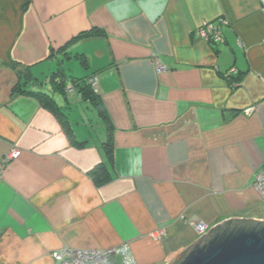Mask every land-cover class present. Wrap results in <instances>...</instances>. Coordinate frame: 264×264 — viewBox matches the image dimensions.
Here are the masks:
<instances>
[{
    "label": "crops",
    "instance_id": "1",
    "mask_svg": "<svg viewBox=\"0 0 264 264\" xmlns=\"http://www.w3.org/2000/svg\"><path fill=\"white\" fill-rule=\"evenodd\" d=\"M220 19L222 43L196 34ZM57 69L98 77L106 119L52 87ZM15 87L49 94L84 145ZM14 150L0 173V264L124 244L136 264H166L200 237L197 223L264 221L252 186L264 161V0H0V160ZM99 164L110 179L96 185Z\"/></svg>",
    "mask_w": 264,
    "mask_h": 264
},
{
    "label": "water",
    "instance_id": "2",
    "mask_svg": "<svg viewBox=\"0 0 264 264\" xmlns=\"http://www.w3.org/2000/svg\"><path fill=\"white\" fill-rule=\"evenodd\" d=\"M166 264H264V221L224 220Z\"/></svg>",
    "mask_w": 264,
    "mask_h": 264
},
{
    "label": "built area",
    "instance_id": "3",
    "mask_svg": "<svg viewBox=\"0 0 264 264\" xmlns=\"http://www.w3.org/2000/svg\"><path fill=\"white\" fill-rule=\"evenodd\" d=\"M227 22L219 20L217 23H202L196 30V34L203 40L209 43H222L224 41L222 34L220 33V26L225 25ZM217 24V25H216ZM156 73L166 71V67L155 59ZM232 72L235 69H231ZM230 70V71H231ZM230 71L226 72V76ZM233 75V74H230ZM89 82L94 87L98 82L97 76H92ZM21 152L18 150L12 151L0 160V173L2 172L5 164L11 160L19 158ZM252 186L259 195L262 202H264V161L259 169L256 171L253 177ZM195 231L199 236L208 232V226L203 223H197L194 225ZM113 255L121 256V264H136L133 259L130 248L127 244H124L117 248L105 249V250H84L74 248H62L58 251L51 253V264H109L108 260Z\"/></svg>",
    "mask_w": 264,
    "mask_h": 264
},
{
    "label": "trees",
    "instance_id": "4",
    "mask_svg": "<svg viewBox=\"0 0 264 264\" xmlns=\"http://www.w3.org/2000/svg\"><path fill=\"white\" fill-rule=\"evenodd\" d=\"M98 33L100 32L97 29H94L93 31L82 33L81 36L88 37V36H91L93 34L95 35ZM212 44H218V43H212ZM92 76H96V75H89V76L82 77V78H74V77L66 76V74L62 71V69H57L55 72H53L50 75L49 80H50V84L52 85V87L56 91H58L60 94L66 95L70 87L71 90L79 94V96L82 99L88 100L89 103H91L94 106V108L97 110L98 114L103 119H106V111L104 109V106L100 98L98 97V94L95 92L94 87L89 82V79ZM20 79H22L24 82H30L31 74L28 69H25L20 74ZM18 88L19 87H15L13 89V93L18 91L21 94L34 96L36 99H38L41 106H43L44 108L50 109L55 114V116L57 117L59 123L61 124L62 128L64 129L65 133L67 134L72 144L76 146L84 145V142H78L75 140L72 134V129L68 122V118L66 117L65 113L56 105L53 98L49 94L41 92V91H35V90L32 91L29 89H23V88L18 89ZM103 148L106 152L108 160L111 162L112 161V140H111L110 135L108 136L107 140L103 143ZM89 174L96 185H101L110 179L107 169L103 164H99L96 167H94L90 171ZM225 224L217 227L215 231L222 229L225 226Z\"/></svg>",
    "mask_w": 264,
    "mask_h": 264
},
{
    "label": "rangeland",
    "instance_id": "5",
    "mask_svg": "<svg viewBox=\"0 0 264 264\" xmlns=\"http://www.w3.org/2000/svg\"><path fill=\"white\" fill-rule=\"evenodd\" d=\"M76 65H78L77 64V62H76ZM81 69V68H80ZM231 69H235V68H230L228 71H230ZM227 71V72H228ZM161 73H163V72H161ZM237 73H238V71L235 69L233 72H232V70L230 71V73H229V76H228V74H227V76H226V72L224 73V78L225 79H229V78H231V76L232 75H230V74H233V75H237ZM74 74H76V73H74ZM159 74V73H158ZM237 84V82L235 81L234 83H233V86H235ZM71 103V106L73 107V109L74 110H76V111H78V112H75L74 111V113H77V115L79 116L80 115V113L81 114H83V113H86V115H90V113H91V115H95V112H91V111H87V109H85V106H84V104H82L81 102H76V103H74V102H72V101H70ZM88 110H90V109H88ZM247 113H249V110L247 111ZM80 117H83V118H85L83 115H80ZM87 118V117H86ZM88 118H90V117H88Z\"/></svg>",
    "mask_w": 264,
    "mask_h": 264
}]
</instances>
